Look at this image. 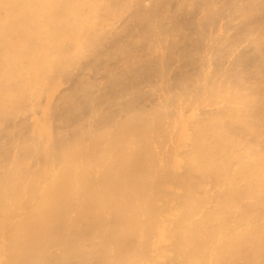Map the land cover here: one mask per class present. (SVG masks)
Segmentation results:
<instances>
[{
  "label": "bare ground",
  "instance_id": "6f19581e",
  "mask_svg": "<svg viewBox=\"0 0 264 264\" xmlns=\"http://www.w3.org/2000/svg\"><path fill=\"white\" fill-rule=\"evenodd\" d=\"M0 264H264V0H0Z\"/></svg>",
  "mask_w": 264,
  "mask_h": 264
}]
</instances>
